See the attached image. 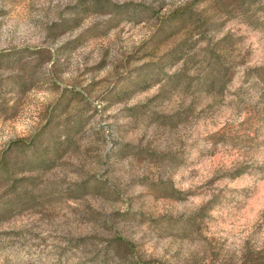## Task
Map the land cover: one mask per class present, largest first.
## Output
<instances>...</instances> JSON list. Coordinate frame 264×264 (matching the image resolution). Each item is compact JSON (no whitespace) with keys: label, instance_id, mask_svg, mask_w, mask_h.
Returning a JSON list of instances; mask_svg holds the SVG:
<instances>
[{"label":"rangeland","instance_id":"374dc122","mask_svg":"<svg viewBox=\"0 0 264 264\" xmlns=\"http://www.w3.org/2000/svg\"><path fill=\"white\" fill-rule=\"evenodd\" d=\"M0 264H264V0H0Z\"/></svg>","mask_w":264,"mask_h":264}]
</instances>
